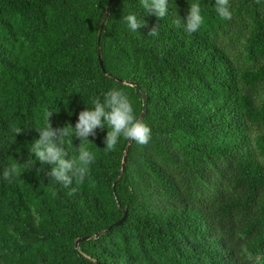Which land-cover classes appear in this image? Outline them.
Instances as JSON below:
<instances>
[{"label":"trees","instance_id":"trees-1","mask_svg":"<svg viewBox=\"0 0 264 264\" xmlns=\"http://www.w3.org/2000/svg\"><path fill=\"white\" fill-rule=\"evenodd\" d=\"M191 2L162 19L139 0H0V169L22 171L0 179V264H264V0H229L230 21L198 0L189 34L175 11ZM113 87L149 143L107 152L97 129L85 183L45 177L28 151L45 114L74 127Z\"/></svg>","mask_w":264,"mask_h":264},{"label":"clouds","instance_id":"clouds-1","mask_svg":"<svg viewBox=\"0 0 264 264\" xmlns=\"http://www.w3.org/2000/svg\"><path fill=\"white\" fill-rule=\"evenodd\" d=\"M170 4L175 0H139V7L144 15L154 14L157 18L164 19L172 10ZM185 18H181L176 11V26L186 33H197L204 24V16L198 0H192ZM215 13L223 20L232 19V10L229 0H214ZM143 16L135 12H129L123 16V23L129 32L136 33L144 26ZM158 28L153 27L148 33L150 36L158 35ZM51 113H46L44 126L36 128L38 137L28 147L35 164L39 162L40 171L45 177H50L58 185L70 186L83 184L90 178L91 166L95 162L96 154L90 150L93 144L88 137L95 136L97 129H106L104 149L107 152L114 151L121 139L135 142L138 145H146L152 137V130L148 124L140 119L134 112L133 102L125 91L118 87L109 89L103 95V99L93 98L91 107H85L78 113L74 125L53 128L49 123ZM19 128L13 129L14 134L20 133ZM79 140V146L73 147L72 138ZM70 140V146H69ZM73 149L75 154H73ZM28 159L23 165L27 170L35 165ZM21 164L17 162L8 164L0 169V179L12 183L22 174ZM45 165H51L45 168Z\"/></svg>","mask_w":264,"mask_h":264},{"label":"water","instance_id":"water-1","mask_svg":"<svg viewBox=\"0 0 264 264\" xmlns=\"http://www.w3.org/2000/svg\"><path fill=\"white\" fill-rule=\"evenodd\" d=\"M100 65H101L102 69L104 70L103 61H102L101 58H100ZM143 118H144V114H142V116H141L140 119L143 120ZM125 162H126V157H125V159H124L123 170L125 169ZM127 213H128V212L125 211L123 218H122L120 221L114 223V226H120V225L126 220ZM109 229H111V227H110Z\"/></svg>","mask_w":264,"mask_h":264}]
</instances>
